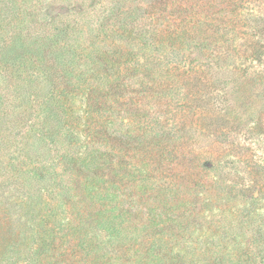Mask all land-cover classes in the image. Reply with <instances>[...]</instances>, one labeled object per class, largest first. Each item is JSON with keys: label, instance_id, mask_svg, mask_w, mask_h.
I'll list each match as a JSON object with an SVG mask.
<instances>
[{"label": "rangeland", "instance_id": "obj_1", "mask_svg": "<svg viewBox=\"0 0 264 264\" xmlns=\"http://www.w3.org/2000/svg\"><path fill=\"white\" fill-rule=\"evenodd\" d=\"M116 1L50 0L43 7L44 14L50 18L59 11V16L75 25L77 31L69 42L82 47L84 52L79 65L75 62L71 66L67 60L59 67L62 59L54 53L48 54L45 62L57 76L64 75L65 83L68 75L76 91H66L61 86L59 91L63 96L59 99L51 103L45 99L42 104L28 107L30 118L7 117L0 113V205L10 200L8 214H3L2 218L13 227L21 256L27 255L32 242L36 246L48 245L53 237L56 242L52 245L53 252L41 258L43 263L53 256L52 264H59L70 253V243L75 244L76 240L68 231L67 223L72 217L70 205L75 197L67 202V196L61 193L65 184H70L73 195H81L78 205L74 203L76 208L90 211L93 206L100 207L104 200L112 209L98 214V235L107 232L111 243L123 251L120 253L125 258H111L109 264H219L220 257L224 258L221 264H264V198L257 193L261 179L252 177L246 159L239 157L232 148L240 137L239 132L228 128L217 134L198 127L197 114L188 102L192 96L187 85V76L207 73L231 80L244 76L240 91H232L237 111H243L248 104L245 112L251 117L264 109V55L259 59L258 54L244 51L260 28L257 27L259 19L264 18L260 0H168L164 9L152 19L144 10L139 12L132 6H118L117 9L113 4ZM172 3L187 12L183 19L185 26L192 28L201 24V35H194L196 31H191L189 36L173 33L165 18ZM103 19L115 25L110 33L101 28ZM126 20L142 29L132 31L126 27ZM12 29L7 32L10 34ZM117 48L127 55L124 58L112 56V50ZM152 71L157 74L158 84L167 89V95L153 100L152 114L147 121L135 120L129 116V111L124 112L131 100L127 96L135 95L139 84ZM45 86L41 84L40 95ZM100 93L107 94V107L99 103L93 108L89 100ZM64 105L72 111L58 124L53 114ZM104 108L110 111L104 114L100 111ZM87 111L92 115L87 121L83 118L87 123L80 125L77 117H83ZM44 123L53 131L51 137L46 132L39 134ZM145 125L152 135L163 130L168 135L174 132V137L186 127L191 130L190 136L188 132L191 139L185 137L181 142H193L196 149L192 156H197L196 161L192 158L195 170L189 171L195 172L194 176L188 177L182 172L176 175H185L189 182H181V177L172 180V184L167 182L160 203L153 207L139 201L131 202L123 190L112 194H103L100 189L98 192L90 178L100 175V158L108 161L106 151L114 155L125 137ZM126 155L117 157L128 160ZM257 156L264 159V150ZM68 158L80 164L73 173L68 171ZM30 160L33 167L21 170L23 162ZM92 163H95L94 170L90 168ZM37 169L46 171L43 180L34 176ZM7 181L12 184L11 190L2 188ZM77 182H81L80 185ZM97 185L100 186V182ZM27 202L37 206L33 216L38 219L31 225L30 219L22 218L31 225V231L21 235L23 226L16 224L15 210L21 208L26 213L30 208L20 206ZM196 206L203 211L200 216L194 212ZM168 207L170 215L163 216ZM133 212L139 217L135 218ZM146 212L151 222L144 220ZM173 217L178 219L181 233L178 229V233L172 235L168 230L157 237L152 235L155 228L169 227L168 221ZM198 218L203 232L196 230ZM259 229L263 230L261 236L257 234ZM89 264L94 263L90 261Z\"/></svg>", "mask_w": 264, "mask_h": 264}, {"label": "trees", "instance_id": "obj_2", "mask_svg": "<svg viewBox=\"0 0 264 264\" xmlns=\"http://www.w3.org/2000/svg\"><path fill=\"white\" fill-rule=\"evenodd\" d=\"M167 1L117 0L113 4L117 9L118 6H132L139 12L144 10L147 16L152 19L164 9ZM184 1L189 2L190 0H181L180 2ZM49 2L50 0H0V113L6 114L7 117L19 118L20 116H28L30 118L28 107L42 104L45 99L48 103L59 99L63 96V92L59 91L61 86L65 87L66 91H72L73 93L76 91L74 83L68 75H66L65 83L63 81L65 79L64 75L60 74L61 76H57V72L45 62L47 55L54 53L59 54L62 59V62H59V67L63 63L66 64L67 60H69L71 66L75 62L79 65L81 54L84 52L82 47L69 42L71 36L77 31L75 25H71L63 16H59V11L56 12V16H51L50 18L44 14L43 7ZM172 5L173 7L170 11L165 13V18L169 21L173 33L189 36L191 31H196L198 33L194 35H201L199 33L201 24L199 27L194 25L192 28L185 26L183 19L187 16V12L179 5L174 3ZM261 5L264 9V0L262 4L260 0ZM107 22V20L103 19L100 26L110 33L111 27H115V25L112 22L107 24ZM124 22L126 27H129L132 31H140L142 29L141 26L134 22H129L128 20ZM258 23L257 27L260 28L252 36L253 39L248 43L244 51L258 54L257 57L261 59L264 55L262 51L264 42H261L264 40V18L259 19ZM9 28H13L10 34L7 32ZM217 33L215 31V34ZM214 41L219 43L218 39H214ZM66 54H68V59ZM111 55L116 58L122 56L124 58L127 52L117 48L112 50ZM70 60L73 61L71 62ZM153 73L155 72L148 73L146 79L136 89L135 95L130 94L127 96L131 100L124 107V112L129 111V116L135 120L147 121L152 114L153 100L160 99L161 95H167V89L162 88L163 85L158 84L157 74ZM41 77L44 78L43 81ZM187 78L189 79L187 83L188 93L192 96L188 102L197 114L198 127L203 126L206 131L210 129L217 134L228 128L239 132L238 135L240 137L236 138L232 148H234L239 157L246 159L245 164L249 167L252 177L254 176V179L257 180L258 178L261 179L257 193L264 198V159L257 156L260 150H264V109L249 117L245 112L248 104L245 105L243 111L239 112L235 106L236 103L232 99V94L235 91H240V84L243 83L244 76H241L242 79L239 77L231 80L228 77H217L206 73L187 76ZM42 83H45L46 86L45 91L40 95L39 90ZM138 89L140 90L138 96H136ZM232 91L234 92L232 93ZM107 98V94L100 93L90 99L89 103L93 108L99 106V103L107 107L105 104ZM71 111L68 105H64L59 108L57 113L53 114V120L59 124ZM100 111L107 114L110 109L104 108L100 109ZM90 115H92L91 111L85 112L82 115L83 117H77V122H80V125L82 122L87 123L86 121L89 120ZM43 127L44 129L39 134L46 132L47 136L51 137L53 131L49 128V124L44 123ZM137 129L133 135L125 137V142H120V146L114 155H110L106 151L109 157L107 162H105L104 158H100V175H92L90 178H93L91 181L95 184L98 192L100 189L103 194L106 192L112 194L116 190L118 193L123 190L131 202L137 203L139 201L142 204H149L150 207H153L160 203L159 199L162 197V191L165 189L167 182L172 184V180L180 179V177L181 182H189L185 175L177 177L178 172L185 173L188 177L194 176L195 172L190 173L189 171H194L196 167L194 161H196L197 156L196 158L192 156V152L196 147L194 148L193 142H187V140L186 142H181L185 137L190 138L191 130L188 131L186 127H184L183 131L179 130L176 133V137L173 136L174 132H169L168 135L163 130L152 135L146 125L137 127ZM70 135L71 133L67 136L69 137ZM45 138L44 136L42 140ZM125 153L129 156L128 160L117 157V155ZM37 157L40 156L37 155ZM192 158H194V161ZM35 160L37 161V159ZM67 161V168L70 173H73V169L80 165L74 158H68ZM95 163L91 164L90 168L92 170H94L95 165L93 164ZM31 167H33V161L23 162L21 170ZM46 175L47 173L44 169L34 170V176L40 180H43ZM86 178L87 176H84V179ZM98 182H100V186L97 185ZM80 183L77 182L78 185ZM11 187L12 184L8 183V181L2 186L6 190H11ZM61 193L67 196V202L72 196L75 197V201L71 202L70 205L72 217L67 223V229L70 234H73V239L76 241L75 244L70 243L68 249L70 253H67L59 264H89L90 261L94 264H109L111 263V258H125V255L120 253V251H123L117 250L115 245L111 243L112 238L107 232L102 231L101 233L103 234L98 235V227H100L97 218L98 214L100 213L101 215L109 210L110 212L112 211L105 204V201L101 200L100 207L96 208L93 206V210L91 208L90 211H86L84 208H76L74 206V203L78 205L81 195H73L70 184H65ZM29 197L31 196L29 195ZM9 203L10 200L6 204L0 205V264H52L55 261L53 256L47 263H43L41 258L48 257L53 252L52 245L56 243L54 237L50 239L48 245L41 243L36 246L32 242L29 245L27 255L25 257L21 256V247L17 244L18 239L13 234V227L9 223H4L2 218L3 214H8L7 207H9ZM197 203L199 205V202ZM24 206L30 208L27 209L26 213H23L24 211L21 208L15 210L18 216L16 224L23 226L21 235L28 230L31 231L30 226L38 219L33 216L37 212V206L33 202H27L20 207ZM170 212L168 207L164 211L163 216L168 217ZM194 212L196 215L200 213L199 216L203 213L197 206ZM133 214L135 218L139 217L136 212H133ZM144 216H147V218H144L146 222H151L148 212ZM24 217L30 219V226L27 220L24 219V221L22 219ZM168 222L170 224L169 227L155 228L152 230V235L157 237L162 232H166V230L171 235L178 233L179 230L181 233L182 228H179L176 217L170 218ZM197 223L198 227L196 230L203 232L204 227L200 224L199 218ZM40 227H42L41 224ZM52 232L55 233L53 230ZM262 233L263 230H257L259 236L263 235ZM147 255L146 258L149 259L150 256L149 254ZM223 259L221 257L218 259L219 264L223 263Z\"/></svg>", "mask_w": 264, "mask_h": 264}]
</instances>
